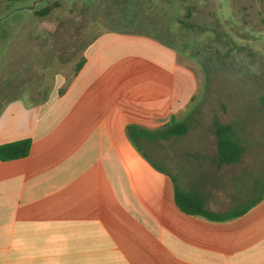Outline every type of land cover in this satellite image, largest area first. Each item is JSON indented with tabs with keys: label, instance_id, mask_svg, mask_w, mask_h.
Returning <instances> with one entry per match:
<instances>
[{
	"label": "crops",
	"instance_id": "crops-1",
	"mask_svg": "<svg viewBox=\"0 0 264 264\" xmlns=\"http://www.w3.org/2000/svg\"><path fill=\"white\" fill-rule=\"evenodd\" d=\"M196 83L177 51L110 31L45 100L4 102L0 146L31 145L0 159V264H264V196L229 181L242 159L223 164L217 148L181 147L157 162L146 151L186 136L159 131L189 118ZM197 203L245 212L214 221L189 213Z\"/></svg>",
	"mask_w": 264,
	"mask_h": 264
},
{
	"label": "rangeland",
	"instance_id": "rangeland-1",
	"mask_svg": "<svg viewBox=\"0 0 264 264\" xmlns=\"http://www.w3.org/2000/svg\"><path fill=\"white\" fill-rule=\"evenodd\" d=\"M55 1L59 7L39 15ZM122 5V0L37 4L27 0L7 9L0 3V107L15 97L34 103L45 100L57 75L69 82L86 47L99 35L120 29ZM187 5H193L192 19L179 29L177 43L197 80L186 112L189 131L182 138L146 146V151L159 162L166 149L217 148L216 128L234 127L244 156L238 175L229 181L232 186L238 183L242 194L251 195L255 189L260 198L264 195V0L181 2L184 8ZM14 8L20 10L9 16Z\"/></svg>",
	"mask_w": 264,
	"mask_h": 264
},
{
	"label": "trees",
	"instance_id": "trees-1",
	"mask_svg": "<svg viewBox=\"0 0 264 264\" xmlns=\"http://www.w3.org/2000/svg\"><path fill=\"white\" fill-rule=\"evenodd\" d=\"M183 1L184 0H122L123 5L121 6L119 12L120 17L118 18L120 29L112 30L111 32L150 37L179 52L177 43L180 37L179 29L185 24L186 19H192V13L194 11L193 5H187L185 8L181 6V2ZM13 2H15V0H13ZM59 6L60 3L55 1L38 14L42 17L47 16ZM192 24L193 23L188 25L192 27ZM80 66L81 63L77 69ZM188 130L189 125L186 121L177 122L173 120L159 131V137L168 139L173 136H182L185 135ZM215 137L217 138V156L219 162L223 164L238 163L243 156L244 148L240 144L235 128L231 126H218L215 130ZM30 145V141L28 140L2 145L0 146V159L7 161L25 157L29 153ZM262 197H260V199ZM179 205L182 207L180 201ZM194 207L195 209L189 213L200 215L214 221L231 219L245 212L244 209L221 216L205 211L199 203Z\"/></svg>",
	"mask_w": 264,
	"mask_h": 264
}]
</instances>
